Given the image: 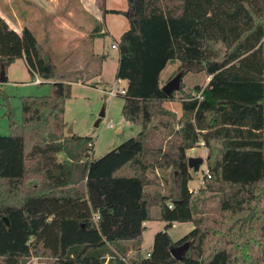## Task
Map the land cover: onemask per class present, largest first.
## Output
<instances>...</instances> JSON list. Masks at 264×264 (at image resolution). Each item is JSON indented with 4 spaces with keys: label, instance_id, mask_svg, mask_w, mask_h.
<instances>
[{
    "label": "trees",
    "instance_id": "16d2710c",
    "mask_svg": "<svg viewBox=\"0 0 264 264\" xmlns=\"http://www.w3.org/2000/svg\"><path fill=\"white\" fill-rule=\"evenodd\" d=\"M126 18L113 44L115 77L126 80L121 116L141 130L88 161L93 138L66 134L63 119L76 80L57 76L32 31L17 32L0 15V69L22 58L31 77L54 88L23 96L21 124L0 135L1 264H264V211L255 231L235 218L264 196V0H134ZM103 34L96 27L90 38ZM172 64L166 81L183 74L167 95L161 74ZM189 73L208 79L190 85ZM200 142L208 158L194 199L186 151ZM155 169L169 171L160 177L165 192L148 189ZM206 193L218 196L213 217L199 215ZM153 220L166 226L141 256L144 223ZM174 222L193 229L173 241ZM190 239L175 260L169 247Z\"/></svg>",
    "mask_w": 264,
    "mask_h": 264
},
{
    "label": "rangeland",
    "instance_id": "374dc122",
    "mask_svg": "<svg viewBox=\"0 0 264 264\" xmlns=\"http://www.w3.org/2000/svg\"><path fill=\"white\" fill-rule=\"evenodd\" d=\"M74 5L75 0H57L56 4L51 0H27L26 3L22 1L4 3L0 0V9L9 26L17 32H20L23 27L30 29L56 65L57 76L65 73L66 82L76 80L70 82V96L64 103L63 119L67 123L65 132L71 127L74 134L92 137L94 147L88 161H94L127 139L137 136L141 130L139 125L122 118V96L107 97L104 93L112 87L119 89L123 86L121 80L115 77L118 52L111 45L115 44L122 32L127 29L126 13L133 9L134 0H95V4L90 5V13H83ZM110 9L120 10L122 13L105 12ZM104 25L107 26L109 32L103 31L102 36L90 38L94 28L100 27V30H103ZM101 55L105 58L99 61ZM174 71L175 65L172 64L162 72L163 85L167 82V74H173ZM5 75L6 80L0 82V135L10 134L12 125L21 124V98L23 96L52 95L54 92L52 81L40 80L42 83L39 85L33 83L36 76H30L22 59H17L8 66ZM207 79L203 73L197 75L189 73L183 77V81H187L190 85L205 82ZM102 107H104L105 116L96 126L95 123ZM165 107L176 108L175 110L179 112L181 110L177 102H166ZM109 123L112 124L111 127H108ZM186 155L203 158L198 173L193 174L192 180L188 183L195 199L201 196L199 190L205 184L208 150L204 143L200 142L186 151ZM64 158V154H57L58 161ZM168 172V170L162 172L159 169L150 172L148 177L156 183L148 189L152 191L156 189L159 192L167 191L160 177L167 176ZM206 194L203 197H207L208 200L199 215L213 217L218 211V196L216 193ZM253 205L251 210H244L239 213L240 216H235L239 221L237 227L243 223L249 230L255 231L254 227L257 226L262 211H264V196ZM155 212L156 209H153L152 213ZM248 215L251 217L243 221V218ZM165 226V222L157 220L146 223L139 251L141 256L146 255L154 235L163 230ZM191 229H193L191 222H176L168 229V233L173 241H177ZM31 260L44 264L35 257Z\"/></svg>",
    "mask_w": 264,
    "mask_h": 264
},
{
    "label": "water",
    "instance_id": "95a60500",
    "mask_svg": "<svg viewBox=\"0 0 264 264\" xmlns=\"http://www.w3.org/2000/svg\"><path fill=\"white\" fill-rule=\"evenodd\" d=\"M182 72H178L174 77H172L170 80H168L162 87V91L169 95L171 94V92L173 91H178L180 89V81H181V77H182ZM6 80V75H5V69L4 66L1 65V69H0V82H4ZM105 116V111H104V107H102L99 115H98V119L95 123L96 126L99 125V122L101 121V119ZM73 133L71 127H69L66 131V134H71ZM203 163V158L202 157H191L188 156L187 157V167L192 171L193 174H197L200 165ZM251 217V215H248L246 217L243 218V221H245L246 219H249ZM5 223L8 224V221L6 218H3ZM192 240H187L185 242H183L182 244L179 245H171L169 247L170 253L172 255V257L175 260H181L182 257L184 256L185 252L187 251V249L189 248V246L191 245Z\"/></svg>",
    "mask_w": 264,
    "mask_h": 264
},
{
    "label": "crops",
    "instance_id": "0c3cea01",
    "mask_svg": "<svg viewBox=\"0 0 264 264\" xmlns=\"http://www.w3.org/2000/svg\"><path fill=\"white\" fill-rule=\"evenodd\" d=\"M2 2H23V3H26V1L25 0H1ZM51 1H53L54 2V4H56L57 3V0H51ZM91 4H95V0H75V5L74 6H76L77 8H78V10L79 11H82L83 13H90V5ZM49 5V4H48ZM14 10L16 11V9H15V7H14ZM0 15L3 17V13H2V11H1V9H0ZM4 18V17H3ZM72 27V26H71ZM71 27H68V28H71ZM103 31H105L106 33L107 32H109L108 31V28H107V26H105L104 25V28H103V30L101 29L100 30V33L101 32H103ZM93 43H94V40H93ZM113 45V44H112ZM112 45H111V47H112ZM113 48V47H112ZM114 50H116L117 51V49L116 48H113ZM118 57V56H117ZM22 59V58H21ZM23 61H24V59H22ZM24 63H25V61H24ZM117 63H118V58H117ZM26 65V64H25ZM117 80H119V79H117ZM121 80V79H120ZM121 82L123 83V86H122V88L123 89H125V87H126V80H121ZM53 94V93H52ZM169 103H172V102H170V101H168ZM178 116H180V114H181V110H180V112H179V110H175V109H173V108H171ZM147 222H149V221H147ZM147 222H145L144 223V225H146V223ZM174 223H176V222H174ZM173 223V224H174ZM133 252L132 251H129L128 252V254L129 255H131Z\"/></svg>",
    "mask_w": 264,
    "mask_h": 264
},
{
    "label": "built area",
    "instance_id": "2783aa9c",
    "mask_svg": "<svg viewBox=\"0 0 264 264\" xmlns=\"http://www.w3.org/2000/svg\"><path fill=\"white\" fill-rule=\"evenodd\" d=\"M113 48H116L115 45H112ZM40 82V79L39 78H35V80L33 81V83H36L38 84ZM105 95L107 97H114V96H117V95H120V94H124V89L123 88H119V89H116L115 87H112L110 88L109 90L107 91H104ZM198 97H200V95H198ZM112 124H108V127H111ZM147 256L149 255L148 253L146 254ZM33 261V260H32ZM33 264H37L36 262H34Z\"/></svg>",
    "mask_w": 264,
    "mask_h": 264
}]
</instances>
